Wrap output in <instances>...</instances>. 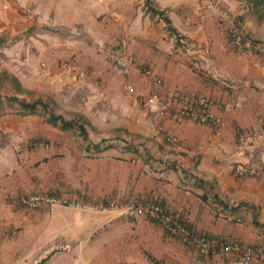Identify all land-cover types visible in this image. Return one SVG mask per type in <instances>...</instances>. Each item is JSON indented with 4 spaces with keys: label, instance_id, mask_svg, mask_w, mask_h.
Listing matches in <instances>:
<instances>
[{
    "label": "crops",
    "instance_id": "crops-1",
    "mask_svg": "<svg viewBox=\"0 0 264 264\" xmlns=\"http://www.w3.org/2000/svg\"><path fill=\"white\" fill-rule=\"evenodd\" d=\"M224 11L264 43V0H0V77L13 69L24 90L78 92L75 110L95 127L100 113L102 123V140L92 141L90 132L85 140L42 114H23L11 97L33 99L0 80V264H229L231 252L202 255L146 217L103 215L109 199L154 200L197 235L264 250V52L230 43ZM76 29L83 37L70 35ZM176 37L208 54L220 77L197 70ZM120 57L130 60L128 75L116 72ZM79 72L95 81L81 82ZM167 91L208 97L221 124L160 114ZM242 133L261 136L240 147ZM108 138L127 141L114 153ZM254 164L257 176L235 175V166ZM41 192L87 208L10 203Z\"/></svg>",
    "mask_w": 264,
    "mask_h": 264
},
{
    "label": "built area",
    "instance_id": "built-area-1",
    "mask_svg": "<svg viewBox=\"0 0 264 264\" xmlns=\"http://www.w3.org/2000/svg\"><path fill=\"white\" fill-rule=\"evenodd\" d=\"M221 19L227 26L230 43L235 48L248 52H264V43L249 39L240 26L238 17L230 11H224L221 15ZM70 35H73L74 37H83L82 31L78 29L72 30ZM176 38L178 43H180L190 54L197 70L215 79L220 77L219 73L216 72V69L212 65L211 58L208 54L203 53L201 49L187 39L183 37ZM15 55L21 59L20 52H17ZM120 60L122 63H125L122 68L123 74L128 75L129 69L127 66L130 63V60L125 57H120ZM147 74L151 75V71L148 70ZM75 76L79 79L78 75ZM155 83L158 87L163 85L162 79L159 78L156 79ZM164 94L167 100L165 101V108H162L160 114L164 115L167 111H175V113L179 116L187 119H194L204 125L209 124L218 127L221 124L222 120L213 113L212 103L208 97L201 96L198 98H192L184 95L180 91H167ZM159 99L160 91L153 93L147 101L148 105H154L159 101ZM180 101H185L187 106H177ZM237 107H239V104H237ZM260 136L261 135H258V133L240 134L238 137L240 147L251 141H255L260 138ZM169 139L171 140V137ZM253 168H256L255 164L252 165V167L237 165L234 167V173L240 178L257 176L258 173L253 171ZM10 203L14 207L31 210H50L56 206L76 209L87 208V205L82 202L47 193H34L13 197L11 198ZM99 211L103 215H108L112 212H120L125 218L130 220L138 217H146L150 221L160 224L165 232L171 237L178 238L184 243L195 246L202 255L210 256L211 254L219 251L231 252L229 264H253L255 261L264 262V250L252 246L243 247L238 242H234L230 245H224L222 241H219L209 235H197L187 226V224L169 212L162 204L154 200L143 202H139L137 200H126L121 202L115 199H109L100 204ZM110 225L111 222H108L103 228L106 229L110 227Z\"/></svg>",
    "mask_w": 264,
    "mask_h": 264
},
{
    "label": "rangeland",
    "instance_id": "rangeland-1",
    "mask_svg": "<svg viewBox=\"0 0 264 264\" xmlns=\"http://www.w3.org/2000/svg\"><path fill=\"white\" fill-rule=\"evenodd\" d=\"M29 33H31L32 35L33 34L36 35V33L30 32V31H29ZM24 35H26V33L20 34V35L16 36L15 38L12 39V41H11L10 44H13L14 42L18 41L20 38H22L21 36H24ZM5 41H6L5 39H1L0 38V45L2 43H4ZM29 43H31V42H29ZM121 70L122 69H118V71H116V72L117 73L119 71L121 72ZM9 71H10V73H9L10 76H15V73H18V71H14L13 69L12 70H9ZM27 72H28V70H27ZM34 73L33 72H30V75L32 74L31 75L32 81L30 82L31 83L30 84L31 87L32 86L37 87L36 85H38V84H36V74H34ZM121 73H123V72H121ZM76 74L78 75L79 80L81 82H83V81H89V79H93V81H95V79L94 78H91V76L87 72L86 73L85 72H82V73L79 72V73H76ZM3 80L5 82H7L12 88H14V85L12 83V79L11 80L10 79L8 80L5 77H3ZM25 90H26V92H24L22 94L23 95H26L29 99H33L32 101H35V100L41 98V99H44L46 101L51 102L52 103V108L58 114L64 115V116H66L68 118H71L73 114L78 113V114L83 115L86 119H88L83 113H81L79 111H76L75 108H74V104L76 103V101L78 99H80V97L76 98V96L79 95L78 92L77 93L75 92L71 97L66 98L65 96H67V95H64L63 96V95H57L56 93H53L52 84H49V85L45 86V92L42 91V90H37V89H34V90L30 91V90H28V89L25 88ZM1 91H2V93L10 92V90L8 88L7 89H4V86L1 87ZM130 93H131V91H130ZM99 116H100V113L97 116H94L95 118L94 117L92 118L94 120V123H97L98 124L97 127H95L91 122L87 125L89 132L92 133L93 136H94V138H92V141H101L102 140V138L99 137V135H100V132H99L100 131V128L99 127H101V124H102L101 123V118H99ZM97 118H98V120H95ZM110 122H111V123H109V127L110 128H106V127H104L106 125H104L103 126V129H104L103 131H105L106 129H112V130H110L109 133H112L114 136H116V134H117L116 133V131H117L116 126H115V124H112L113 121H110ZM121 131L125 133V130H121ZM105 141H106V143H104L105 146L112 147L113 148L112 151H113V150H116L115 148H116L117 145H122V144L124 145V141L126 142L127 139L126 138H108ZM113 152L116 153V151H113Z\"/></svg>",
    "mask_w": 264,
    "mask_h": 264
},
{
    "label": "trees",
    "instance_id": "trees-1",
    "mask_svg": "<svg viewBox=\"0 0 264 264\" xmlns=\"http://www.w3.org/2000/svg\"><path fill=\"white\" fill-rule=\"evenodd\" d=\"M168 23L170 21L165 19ZM5 77L6 79H12V83L17 92L22 96L26 90L23 89L20 81L15 76H10L9 73H4L0 80ZM11 100L20 106L23 114H42L48 118V122L56 127H60L64 131H77L80 137L85 140L89 139V130L87 125L90 123L83 115L75 113L71 118H67L64 115L58 114L53 108L52 103L44 99H37L35 101H28L27 99L15 96L11 97Z\"/></svg>",
    "mask_w": 264,
    "mask_h": 264
}]
</instances>
